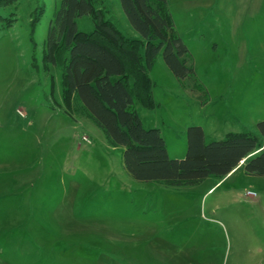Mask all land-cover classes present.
I'll return each mask as SVG.
<instances>
[{
	"label": "rangeland",
	"instance_id": "374dc122",
	"mask_svg": "<svg viewBox=\"0 0 264 264\" xmlns=\"http://www.w3.org/2000/svg\"><path fill=\"white\" fill-rule=\"evenodd\" d=\"M97 1L123 34L140 38L120 0ZM61 2L0 6V264H264V177L241 163L192 186L136 181L124 148L80 99L63 102L62 69L47 62L45 44ZM169 6L200 86L181 83L161 53L150 71L158 106H137L145 128L160 129L171 159L185 158L193 126L207 143L258 133L264 0ZM77 23L95 29L90 16Z\"/></svg>",
	"mask_w": 264,
	"mask_h": 264
},
{
	"label": "trees",
	"instance_id": "16d2710c",
	"mask_svg": "<svg viewBox=\"0 0 264 264\" xmlns=\"http://www.w3.org/2000/svg\"><path fill=\"white\" fill-rule=\"evenodd\" d=\"M12 1L0 0V6ZM120 2L140 38L126 36L107 20L97 0H62L45 44L47 62L62 69L63 102L80 99L108 139L124 148L125 168L136 181L192 186L210 177L224 179L241 163L247 175L264 177V121L258 123V133L230 132L209 143L202 127H190L183 159L169 157L160 129L145 128L137 106H158L150 71L161 53L181 83L192 79L195 87L200 85L169 0ZM84 16L95 22L92 32L78 29L77 21Z\"/></svg>",
	"mask_w": 264,
	"mask_h": 264
},
{
	"label": "built area",
	"instance_id": "2783aa9c",
	"mask_svg": "<svg viewBox=\"0 0 264 264\" xmlns=\"http://www.w3.org/2000/svg\"><path fill=\"white\" fill-rule=\"evenodd\" d=\"M83 140L86 141V142H89V139L86 136L83 137Z\"/></svg>",
	"mask_w": 264,
	"mask_h": 264
}]
</instances>
